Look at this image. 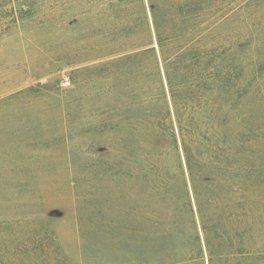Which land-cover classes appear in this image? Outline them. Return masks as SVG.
<instances>
[{
  "label": "rangeland",
  "instance_id": "obj_1",
  "mask_svg": "<svg viewBox=\"0 0 264 264\" xmlns=\"http://www.w3.org/2000/svg\"><path fill=\"white\" fill-rule=\"evenodd\" d=\"M30 3L35 14L0 30V264L187 260L186 183L194 197L161 58L135 54L142 39L95 16V0ZM189 26L178 45L194 67L169 73L212 174L196 182L212 189L226 238L259 254L264 0H208Z\"/></svg>",
  "mask_w": 264,
  "mask_h": 264
},
{
  "label": "trees",
  "instance_id": "obj_2",
  "mask_svg": "<svg viewBox=\"0 0 264 264\" xmlns=\"http://www.w3.org/2000/svg\"><path fill=\"white\" fill-rule=\"evenodd\" d=\"M207 7L208 0H95V16L107 19L112 26L123 28L124 34L132 36L135 42L142 39L139 41L135 54L141 51V55H152L156 59L160 57L165 66L194 197L193 203L186 183L188 198L184 206L188 210L186 213L194 221L196 247L188 253V259L185 261L196 264L206 255L208 264H264V252L256 254L245 251L241 248L240 242L235 248L231 240L226 238L228 234L220 227L218 209L213 208L212 189H209L207 185L200 187L196 182L198 176L212 174L204 172L208 171L204 170L208 167L200 163L202 154L195 152L192 144L196 143L189 140L190 132L183 123V115L176 101L177 95L173 90L172 76L169 73L171 66H182L184 62L183 69L194 67V63L191 67L186 64L191 47L178 45L182 39L179 33L182 26L189 28L192 22L199 21L207 11ZM35 11L36 8L31 5L30 0H0V30L3 27L19 25L25 17L35 14ZM174 137V143L178 147L175 134ZM178 196L181 195L178 194ZM196 216L199 219L203 241L198 231ZM183 261L178 259L173 263L179 264Z\"/></svg>",
  "mask_w": 264,
  "mask_h": 264
},
{
  "label": "built area",
  "instance_id": "obj_3",
  "mask_svg": "<svg viewBox=\"0 0 264 264\" xmlns=\"http://www.w3.org/2000/svg\"><path fill=\"white\" fill-rule=\"evenodd\" d=\"M63 86L68 88L70 86V81L68 79H65V81L63 82Z\"/></svg>",
  "mask_w": 264,
  "mask_h": 264
}]
</instances>
